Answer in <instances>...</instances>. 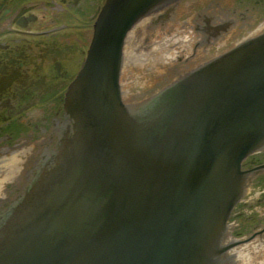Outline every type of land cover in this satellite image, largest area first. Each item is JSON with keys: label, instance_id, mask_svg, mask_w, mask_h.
Wrapping results in <instances>:
<instances>
[{"label": "water", "instance_id": "water-1", "mask_svg": "<svg viewBox=\"0 0 264 264\" xmlns=\"http://www.w3.org/2000/svg\"><path fill=\"white\" fill-rule=\"evenodd\" d=\"M168 0H106L68 86L52 164L0 220V264H220L264 147V31L127 107L125 38Z\"/></svg>", "mask_w": 264, "mask_h": 264}, {"label": "flooded vegetation", "instance_id": "flooded-vegetation-1", "mask_svg": "<svg viewBox=\"0 0 264 264\" xmlns=\"http://www.w3.org/2000/svg\"><path fill=\"white\" fill-rule=\"evenodd\" d=\"M106 0H0V220L52 164L69 130L66 92ZM264 31V0H168L130 28L119 89L145 100L240 41ZM131 77L144 87L131 90ZM155 81V82H154ZM244 192L218 243L220 264H264V147L240 164Z\"/></svg>", "mask_w": 264, "mask_h": 264}, {"label": "rangeland", "instance_id": "rangeland-1", "mask_svg": "<svg viewBox=\"0 0 264 264\" xmlns=\"http://www.w3.org/2000/svg\"><path fill=\"white\" fill-rule=\"evenodd\" d=\"M125 49H127V44H125ZM144 79L137 78V77H131V90L139 89L144 87ZM155 82V81H154Z\"/></svg>", "mask_w": 264, "mask_h": 264}]
</instances>
